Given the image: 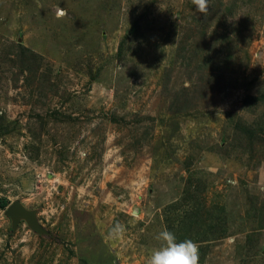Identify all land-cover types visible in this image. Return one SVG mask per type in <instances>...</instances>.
I'll list each match as a JSON object with an SVG mask.
<instances>
[{"label":"rangeland","instance_id":"374dc122","mask_svg":"<svg viewBox=\"0 0 264 264\" xmlns=\"http://www.w3.org/2000/svg\"><path fill=\"white\" fill-rule=\"evenodd\" d=\"M0 199V264H147L164 230L264 264V0H0Z\"/></svg>","mask_w":264,"mask_h":264},{"label":"clouds","instance_id":"9594fccd","mask_svg":"<svg viewBox=\"0 0 264 264\" xmlns=\"http://www.w3.org/2000/svg\"><path fill=\"white\" fill-rule=\"evenodd\" d=\"M192 3L197 12L207 16L209 0H192ZM156 240L160 246L151 253L147 264H199V248L191 239L177 242L173 232L164 230L157 234Z\"/></svg>","mask_w":264,"mask_h":264},{"label":"water","instance_id":"95a60500","mask_svg":"<svg viewBox=\"0 0 264 264\" xmlns=\"http://www.w3.org/2000/svg\"><path fill=\"white\" fill-rule=\"evenodd\" d=\"M7 214L10 215L17 225L21 218H25L31 225H37L38 221L33 211L25 208L20 202L16 201L7 208Z\"/></svg>","mask_w":264,"mask_h":264},{"label":"trees","instance_id":"16d2710c","mask_svg":"<svg viewBox=\"0 0 264 264\" xmlns=\"http://www.w3.org/2000/svg\"><path fill=\"white\" fill-rule=\"evenodd\" d=\"M0 202H2V200L0 199Z\"/></svg>","mask_w":264,"mask_h":264}]
</instances>
